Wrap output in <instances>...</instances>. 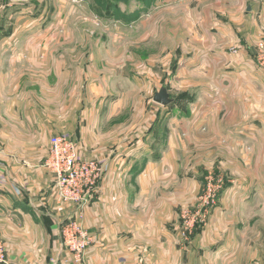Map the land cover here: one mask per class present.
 <instances>
[{"label":"crops","instance_id":"obj_1","mask_svg":"<svg viewBox=\"0 0 264 264\" xmlns=\"http://www.w3.org/2000/svg\"><path fill=\"white\" fill-rule=\"evenodd\" d=\"M4 1L0 11L7 14L12 3ZM256 11L260 18L262 5ZM238 16L240 31L232 24L207 28L216 29L215 45L198 51L192 108L176 119L179 131L192 134L194 164L207 160L226 178L208 225L188 241L176 236L173 223L184 194L175 198L179 193L169 189L185 170L176 153L190 143L171 127L158 143L147 139L153 132L116 134L108 122L125 109L123 98L69 77L68 64L51 55L40 61L38 54L61 56L36 44L49 31L0 30V237L11 263L65 264L69 256L58 225L76 206L57 201L47 167L49 138L64 134L77 143L78 157L103 167L82 217L91 236L86 264H264V250L249 249L255 238L263 245L264 236L248 239L235 231L239 225L222 236L216 224L223 215L233 220L264 208V73L250 41L259 30ZM182 73L190 72L182 67Z\"/></svg>","mask_w":264,"mask_h":264},{"label":"rangeland","instance_id":"obj_2","mask_svg":"<svg viewBox=\"0 0 264 264\" xmlns=\"http://www.w3.org/2000/svg\"><path fill=\"white\" fill-rule=\"evenodd\" d=\"M7 1L12 3L7 14H2L7 26L24 29L26 33L34 28L49 31L50 36L37 38L36 44L50 45L48 52L54 49L61 56L38 54L40 61L50 60L51 55V60L68 64L69 77L80 78L82 83L94 81L96 87H105L114 99L123 98L125 109L109 117L108 122L116 134L130 132L141 138L153 132L147 139L158 143L162 136L166 138L170 134L171 127L178 132L176 136L190 143L186 142L176 153V160L181 162L179 167H184V161L186 164L169 189L171 194L179 193L175 198L184 194L173 223L180 239L183 224L188 228L189 238L183 241L203 232L218 208L226 178L210 167L207 160L201 159V166L194 164L197 160L193 154L192 134L179 131L180 120L176 119L186 118L192 108L194 89L200 79L192 76L191 68L198 51L203 45L204 50L215 45L212 36L216 29L207 28L213 25L237 27L241 20L238 15H241L249 23L259 25L258 35H250L251 47H254L258 39L264 38V0H120L116 2L119 10L113 9L116 12L108 16L102 15L108 0H79V3L74 0ZM260 5L262 16L259 18L256 9ZM49 9L51 13L48 14ZM236 29L240 31L239 27ZM237 46L232 50L235 48L237 52ZM182 67L190 72L189 75L182 73ZM161 86L167 88L173 99L169 105L153 101L154 93ZM180 173L186 180L180 179ZM214 190L217 191L215 197ZM228 216L223 215L216 221L222 229L220 235L226 231L229 234V229L239 225L235 231H243L248 239L264 236V208L258 212L248 211L244 216L238 213L233 215V220ZM261 248L264 250V244L256 238L249 244L252 253Z\"/></svg>","mask_w":264,"mask_h":264},{"label":"built area","instance_id":"obj_3","mask_svg":"<svg viewBox=\"0 0 264 264\" xmlns=\"http://www.w3.org/2000/svg\"><path fill=\"white\" fill-rule=\"evenodd\" d=\"M79 0L74 2L79 3ZM253 60L264 73V38L253 47ZM235 52V48L233 49ZM47 167L53 174L56 199L76 206L75 213L64 219L59 226L61 246L67 254L65 264H86V250L91 236L82 223L83 212L97 190L103 167L95 159L78 157L77 143L64 134L52 135L48 141ZM214 197L217 193L213 191ZM212 196V193L209 194ZM192 224V228H193ZM191 228V227H190ZM191 228V230H192ZM189 231L183 224L182 239L187 240ZM0 264H13L6 257V246L0 239Z\"/></svg>","mask_w":264,"mask_h":264},{"label":"trees","instance_id":"obj_4","mask_svg":"<svg viewBox=\"0 0 264 264\" xmlns=\"http://www.w3.org/2000/svg\"><path fill=\"white\" fill-rule=\"evenodd\" d=\"M109 2H106V5H107V7L105 8V10H104V12L105 13H102V15H104V16H108V15H111L110 13H113L114 14V12H116L117 10H119L118 8H117V4H116V2H118V1H120V0H108ZM147 2H149L150 0H146ZM112 7V8H111ZM114 7V8H113ZM113 9H115L116 11H114ZM6 11V10H5ZM5 11H3L2 13H0V25H1V27H0V30L1 29H7V28H11V26H7L6 25V22L4 21V19H3V15L2 14H5L6 12ZM99 13V12H98ZM3 19V20H2ZM189 98V96L187 95V97H186V99H188Z\"/></svg>","mask_w":264,"mask_h":264},{"label":"water","instance_id":"obj_5","mask_svg":"<svg viewBox=\"0 0 264 264\" xmlns=\"http://www.w3.org/2000/svg\"><path fill=\"white\" fill-rule=\"evenodd\" d=\"M153 101L166 106L169 105L173 99L170 97V94L165 86H161L158 91L153 95Z\"/></svg>","mask_w":264,"mask_h":264}]
</instances>
